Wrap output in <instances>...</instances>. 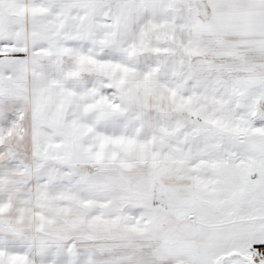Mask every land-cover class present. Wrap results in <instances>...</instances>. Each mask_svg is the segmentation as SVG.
I'll list each match as a JSON object with an SVG mask.
<instances>
[{
	"label": "snow or ice",
	"instance_id": "obj_1",
	"mask_svg": "<svg viewBox=\"0 0 264 264\" xmlns=\"http://www.w3.org/2000/svg\"><path fill=\"white\" fill-rule=\"evenodd\" d=\"M0 264H264V0H0Z\"/></svg>",
	"mask_w": 264,
	"mask_h": 264
}]
</instances>
